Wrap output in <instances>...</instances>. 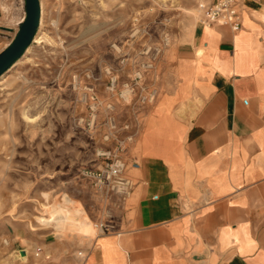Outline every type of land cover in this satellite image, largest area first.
Returning <instances> with one entry per match:
<instances>
[{
  "label": "rangeland",
  "instance_id": "obj_1",
  "mask_svg": "<svg viewBox=\"0 0 264 264\" xmlns=\"http://www.w3.org/2000/svg\"><path fill=\"white\" fill-rule=\"evenodd\" d=\"M39 3L33 42L0 77V264L36 247L51 261L77 258L92 245L95 225L107 223L108 200L90 178L98 153L122 142L132 170L142 101L198 21L194 0ZM24 8L0 0V52Z\"/></svg>",
  "mask_w": 264,
  "mask_h": 264
},
{
  "label": "crops",
  "instance_id": "obj_2",
  "mask_svg": "<svg viewBox=\"0 0 264 264\" xmlns=\"http://www.w3.org/2000/svg\"><path fill=\"white\" fill-rule=\"evenodd\" d=\"M262 15L244 0L239 31L197 21L169 51L127 157L132 190L106 197L111 230L83 262L39 247L3 264H264Z\"/></svg>",
  "mask_w": 264,
  "mask_h": 264
},
{
  "label": "built area",
  "instance_id": "obj_3",
  "mask_svg": "<svg viewBox=\"0 0 264 264\" xmlns=\"http://www.w3.org/2000/svg\"><path fill=\"white\" fill-rule=\"evenodd\" d=\"M196 10L198 11V21L206 27L215 25H226L233 32H237L241 28V13L244 10V0H194ZM24 19V18H23ZM23 19L16 25H20ZM261 22L264 25V15L261 16ZM140 78L139 76H137ZM157 96V91L152 90L142 103L151 105ZM125 150L122 142L117 144L113 150L100 151L98 156L103 160L97 171L90 173L93 179V186L108 198L112 195L118 196L122 200L130 194L133 183L124 176L125 164L121 154ZM97 235L105 234L111 230L109 223H99L95 225ZM41 248L34 250L33 257L38 258ZM77 259L83 262L86 253L78 252Z\"/></svg>",
  "mask_w": 264,
  "mask_h": 264
},
{
  "label": "water",
  "instance_id": "obj_4",
  "mask_svg": "<svg viewBox=\"0 0 264 264\" xmlns=\"http://www.w3.org/2000/svg\"><path fill=\"white\" fill-rule=\"evenodd\" d=\"M25 16L12 42L0 52V77L19 60L33 42L39 29V0H24ZM22 253V252H20Z\"/></svg>",
  "mask_w": 264,
  "mask_h": 264
}]
</instances>
